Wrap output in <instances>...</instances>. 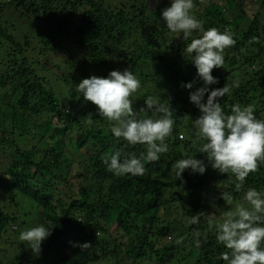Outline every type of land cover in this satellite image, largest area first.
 I'll return each mask as SVG.
<instances>
[{"label":"trees","instance_id":"1","mask_svg":"<svg viewBox=\"0 0 264 264\" xmlns=\"http://www.w3.org/2000/svg\"><path fill=\"white\" fill-rule=\"evenodd\" d=\"M194 4L205 30H228L236 41L225 49L223 67L213 69L218 83L207 85L209 91L238 82L218 98L225 113L237 103L252 104L256 118L264 119V13L241 9L233 15L234 0ZM156 16L150 0H0V264H226L221 254L228 250L215 227L226 215L221 194L244 202L249 188L264 192V163L237 191L234 175L213 169L198 152L192 120L200 110L189 97L205 85L185 51L191 38L170 32ZM81 52L100 71L97 77L125 69L136 75L141 87L130 99L137 118H159L139 112L149 96L169 100L174 109L168 151L156 162L144 161V175L117 176L102 162L116 150L122 159L139 157L146 146L116 138L111 123L77 91L80 82L69 62ZM46 53L69 57L47 66L41 58ZM82 73V79L94 75ZM61 125L74 133L73 146L84 151L83 158L71 155ZM188 157L203 160L205 172L189 168L176 179L174 163ZM215 184L218 211L209 213L205 193ZM197 214L199 222L192 223ZM49 223L51 235L41 244L46 254L22 259L20 233ZM85 243L91 246L82 249Z\"/></svg>","mask_w":264,"mask_h":264},{"label":"clouds","instance_id":"2","mask_svg":"<svg viewBox=\"0 0 264 264\" xmlns=\"http://www.w3.org/2000/svg\"><path fill=\"white\" fill-rule=\"evenodd\" d=\"M194 8V0H172L171 6L162 11V17L170 32L182 33L186 41L191 38L185 51L191 56L205 85L191 92L189 97L201 113L192 120L194 135L199 142L198 152L206 155L213 169L234 175L235 189L240 191L249 174L257 172L264 163V119L256 118L252 104L242 106L237 103L231 107L230 114L225 113L218 98L229 94L231 87L238 86V82L234 81L231 87L225 84L209 91L207 85L218 83L212 75L213 69L223 67L225 49L234 46L236 41L228 30L221 32L215 27L205 30L202 21L193 14ZM197 31L202 35L193 38ZM184 86L191 89L193 84ZM140 87V80L129 69L111 71L107 78L93 75L77 85L83 99L94 104L99 116L111 123V132L116 138L130 145L146 146V151L139 157L130 155L122 159L119 150L104 154L102 162L117 176L144 175L147 171L144 161L156 162L168 151L166 141L175 125L174 109L169 100L161 103L152 96L145 99L146 108L141 107L139 112L151 111L159 118H137L138 111L130 97ZM84 118L88 124L93 122L91 113ZM173 168L176 179H182L185 169L200 174L206 170L204 161L194 157L177 160ZM221 198L228 203L233 200L229 193H222ZM243 201L215 225L217 241L228 250L221 254V259L226 264H264V192L249 188ZM200 214L192 216L191 222L198 223ZM209 226H212L211 222ZM52 228L50 223L48 227L43 224L31 227L20 233L19 240L27 242L33 254L38 255ZM90 246L88 243L80 245L82 249Z\"/></svg>","mask_w":264,"mask_h":264},{"label":"rangeland","instance_id":"3","mask_svg":"<svg viewBox=\"0 0 264 264\" xmlns=\"http://www.w3.org/2000/svg\"><path fill=\"white\" fill-rule=\"evenodd\" d=\"M236 5H235V9L233 10V15H236L240 12L241 9H245L249 15H253L255 14L256 10H260L261 12L264 13V5L261 4L260 0H234ZM171 2L172 0H160L159 3H156V0H150V8L152 9V13L154 15H157L156 17L158 19H160V21L163 23V24H166V22L164 21L163 17H162V11L167 8V7H170L171 6ZM208 2V1H207ZM206 1L204 3H207ZM200 10V7L198 8ZM193 14L196 15L197 13V10H192ZM228 13V12H227ZM67 51L71 50V52L73 51L72 49H70L68 46L65 47ZM62 52H64L62 49H60ZM68 53V52H67ZM69 54H63L61 57H57V54L54 53V54H51V53H46V56H41V58H46L47 59V66H53L56 62L61 61L62 58H68ZM74 58H72L69 62V64H74L75 67H71L69 69V71L71 72V74L74 76V78L76 80H79V82H81V79H82V76H83V73L82 71L85 70L89 73H92L94 75H96L97 73L99 74L100 71L98 70H93L95 69L94 65L92 63H88L86 61H84L85 59V55L83 54V52L81 53H78V56H75L73 54ZM80 63H78V62ZM62 62V61H61ZM62 71H58V73H61ZM68 74V72H66ZM48 74V73H47ZM48 78H50L49 74H48ZM54 88L56 89V91L58 93H64V88L61 86H59L58 83H55V82H52ZM60 87L62 88L61 91H59L57 88ZM200 112L197 113L198 116H200ZM59 128H61V131L59 132V134L62 136V138L64 139V141L66 142L67 144V147H68V150L71 152V155L72 156H75L76 159H81L83 158V156L85 155L84 154V151L81 150V149H76L74 146H73V140H74V133H69L67 131H63V125H61ZM53 180L52 182L50 183L51 185L53 184ZM226 185V183H223ZM222 184V185H223ZM220 190V185L219 184H215L213 187L209 188L208 191H206L205 193V202L209 205V208H208V212L209 213H212V209L214 210V213H217L218 210H216L215 207H213V204L217 201V193L219 192ZM225 203V207L226 209L224 210V213L226 214L227 212L229 211H232L235 209L236 205L237 204H240V203H244V202H241V201H232L230 203V205H227L226 201L224 202ZM162 210H160L159 213H161ZM151 214H148L146 216V220L149 221L150 218H151ZM140 221L141 219L138 220V224H140ZM15 226H13L14 228ZM24 245H25V251L23 253V250L21 251V257L22 259H36V257H41L42 255L46 254V252H42V249H43V245H41V252L38 254V255H35L33 254L32 250L29 248V245L27 242H23ZM102 262H104L103 260H99V261H96V262H90L89 264H103ZM150 264H160V263H156V262H150Z\"/></svg>","mask_w":264,"mask_h":264},{"label":"built area","instance_id":"4","mask_svg":"<svg viewBox=\"0 0 264 264\" xmlns=\"http://www.w3.org/2000/svg\"><path fill=\"white\" fill-rule=\"evenodd\" d=\"M179 138H182V135L181 134H179Z\"/></svg>","mask_w":264,"mask_h":264}]
</instances>
